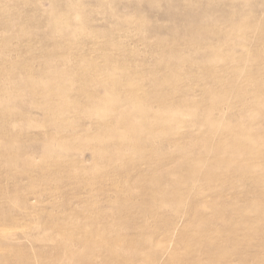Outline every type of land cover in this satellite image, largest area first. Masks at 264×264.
<instances>
[{
    "label": "rangeland",
    "instance_id": "1",
    "mask_svg": "<svg viewBox=\"0 0 264 264\" xmlns=\"http://www.w3.org/2000/svg\"><path fill=\"white\" fill-rule=\"evenodd\" d=\"M0 264H264V0H0Z\"/></svg>",
    "mask_w": 264,
    "mask_h": 264
}]
</instances>
